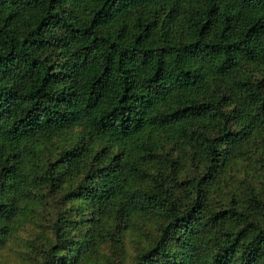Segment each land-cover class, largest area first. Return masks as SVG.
Returning a JSON list of instances; mask_svg holds the SVG:
<instances>
[{"label":"trees","instance_id":"1","mask_svg":"<svg viewBox=\"0 0 264 264\" xmlns=\"http://www.w3.org/2000/svg\"><path fill=\"white\" fill-rule=\"evenodd\" d=\"M25 231L31 264H264V0H0V257Z\"/></svg>","mask_w":264,"mask_h":264},{"label":"rangeland","instance_id":"2","mask_svg":"<svg viewBox=\"0 0 264 264\" xmlns=\"http://www.w3.org/2000/svg\"><path fill=\"white\" fill-rule=\"evenodd\" d=\"M36 226H29L28 229L34 230ZM22 239L18 241L15 246L11 245V248H8L1 255L0 259L3 264H31L28 261L26 254V240L30 238V234L28 231H25L21 234Z\"/></svg>","mask_w":264,"mask_h":264}]
</instances>
